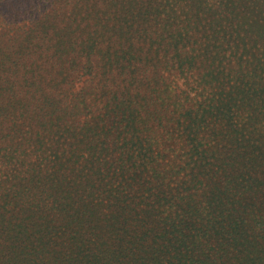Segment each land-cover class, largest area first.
I'll return each mask as SVG.
<instances>
[{"label": "trees", "instance_id": "obj_1", "mask_svg": "<svg viewBox=\"0 0 264 264\" xmlns=\"http://www.w3.org/2000/svg\"><path fill=\"white\" fill-rule=\"evenodd\" d=\"M25 1L0 0V21L15 20L0 24V164L22 154L14 143L20 121L35 139L29 152L43 150L38 168L49 170H34L32 186L0 205L8 264H36L23 255L35 245L19 241L26 233L7 216L29 196L46 215L52 205L68 264H264V0H224L225 20L212 24L214 31L225 22L256 25L234 28L242 38L241 54L230 55L237 66L223 60L216 40L197 53V33L190 39L166 24L156 34L151 24L163 0H113L115 9L111 0H74L71 9L17 26ZM174 2L197 9L201 23L207 0ZM247 59L260 66L255 81L243 71ZM166 69L198 72L211 100L171 106L156 77ZM77 72L88 79L69 105ZM232 80L238 88L227 93Z\"/></svg>", "mask_w": 264, "mask_h": 264}, {"label": "rangeland", "instance_id": "obj_2", "mask_svg": "<svg viewBox=\"0 0 264 264\" xmlns=\"http://www.w3.org/2000/svg\"><path fill=\"white\" fill-rule=\"evenodd\" d=\"M74 0H67L65 4H61V0H26L22 5L18 7L17 10H19V16L18 20L16 21L17 26L23 25L25 23L31 24L34 21H37L38 19L44 18L47 14L55 13V12H64L65 9H71L73 6ZM112 1V6H114V9L116 8L114 1ZM175 0H163V2H159V5H161V18H156L153 20L151 24V29L154 28L156 34L161 33V31L164 29L166 33V24H170L174 29L179 31L181 28L189 31V38L193 39L195 34L197 33L199 40V43L196 47V52L205 51L206 49L203 48V46H200V43L204 44L206 47L207 41H211V45L213 46V41L216 40V44H222L223 48L225 47V51L227 56L223 57L219 55L217 57V61L222 59L223 60H233L234 63L232 65L237 66V63L234 61L235 59H231L230 55L236 52L237 43L242 39L240 36L237 35L236 29H241L240 31H243V29H254L255 24L250 22L246 26H231L227 24L226 22L223 23L220 27L217 28V31L213 30L212 24H214L217 21L225 20L226 11L222 6V3L224 0H207L206 7L203 9H200V21L201 23H197V9L191 7L189 8V5L186 4H175ZM118 3V1H117ZM160 12V11H159ZM173 14L175 18L171 21L168 20L165 21V18L167 15ZM240 16H244V12H241L239 14ZM111 16H114V12L112 10ZM158 16V15H157ZM191 17L194 21L188 22V17ZM0 24L3 26H6L8 24H11L13 26L15 24V20L13 21H5L1 22ZM93 22H91V26L93 27ZM205 33L204 31H206ZM233 31V37L228 36L229 32ZM180 32V31H179ZM212 32H217L218 34L215 36L214 39L210 35H212ZM154 33V32H150ZM242 33V32H241ZM155 34V33H154ZM153 35L152 38H160L157 35ZM115 38V37H114ZM168 38V37H167ZM229 39V40H228ZM247 39V38H246ZM160 40V39H159ZM148 44L153 43L155 45L158 43V40L151 39L147 40ZM142 44L145 45V41L141 40ZM165 43L167 44V40H165ZM209 44V43H208ZM135 45L138 47L140 46V43L135 42ZM170 45V43H169ZM211 47V46H210ZM209 47V49H210ZM261 48V44L259 49ZM240 51V50H239ZM224 52V49H223ZM241 54V53H237ZM245 54V53H244ZM259 56L263 59L264 58V52L258 51ZM204 55V63H203V69L206 71V66L210 65V61L205 59V53ZM246 56H249V53H247ZM252 58V57H251ZM248 61V62H247ZM230 62V61H229ZM242 62V59H241ZM264 62V60H263ZM246 64L243 71L246 73V76L249 77V79H252L255 81L254 78V72L260 71V66L256 65V69L254 68V64L250 62L248 59L244 62ZM215 65V64H214ZM164 66V65H162ZM83 73V71H81ZM81 73H76L74 76H72L69 80V93L66 98V103L70 105V102L73 101L74 98H80L79 92L81 89H83L85 80L88 79L86 75H82ZM196 71H184L180 72L176 69L174 70H165L163 71L162 76H156L157 78H160V80L163 82V88L162 92L165 93L167 102L171 105H178L179 103H183L186 106H192L194 109L198 108L199 102H205L211 100V92L206 90L203 86L198 84L199 74ZM241 73V72H240ZM258 73V72H257ZM253 74V76H251ZM211 77V76H210ZM217 78L212 77L208 78V84L211 85L216 82ZM67 85V83H66ZM226 91L227 93L229 90L232 92H235L238 88V85H235V82L232 80L229 83H227ZM224 87V88H225ZM257 84L255 88H257ZM213 95V94H212ZM249 99V98H248ZM75 100V99H74ZM247 103H249V100H246ZM192 104H191V103ZM250 105V104H249ZM256 106L253 104L252 108H255ZM260 117L264 118V110L260 109ZM18 127H20V132L17 134V131H13L12 136H16L14 139V143L18 146L19 149L22 151V154L19 152L15 154V159H12L13 161H4L2 164H0V205L3 206L4 204H7V202L10 200V198H6V195L12 193V191L18 188H24L27 185L32 186V177L30 175L35 170V172H38L40 169L42 170H49L47 167L43 166V168H38L40 166V160H38L39 156L42 155V152L36 151L35 153L29 152L28 145L32 146L34 144V138L31 133L32 129H29L27 126H24L19 121L17 123ZM30 126V125H29ZM25 128L29 129L27 131ZM6 144V143H5ZM4 145V144H3ZM7 145V144H6ZM8 146V145H7ZM16 150V151H17ZM36 150V149H34ZM31 151V149H30ZM18 156V157H17ZM17 157V158H16ZM36 199L34 196H29L28 198L23 199L22 205L17 202V206L14 210V212H9L7 216L9 218H12V223L10 225L13 229H19L21 230V233H26V235L19 236V241H23V239H26V244L24 245H35V248L28 247L24 250L23 255L26 257V259H31V262H35L36 264L41 261L46 262H57V264L60 262L61 264H68V254L66 253V249L63 248L65 245L64 241L60 239V232L62 229L58 227V224L54 221L53 212L50 211L52 208V205L48 206V215L41 213V210L39 208V201L36 199L35 204H31V200ZM42 207L44 204H41ZM10 207H7L9 209ZM24 214V215H23ZM44 224V225H43ZM13 225H16L13 226ZM45 225H48L50 228V231L44 234H41L43 232V228ZM41 231V232H39ZM7 241L6 243H11V239L7 237L6 235L3 236L2 241ZM43 243V244H42ZM65 247V246H64ZM36 252L39 255L35 257H31V253ZM9 258V255H5L2 252H0V264H8L7 259ZM15 264L18 263V259L16 260Z\"/></svg>", "mask_w": 264, "mask_h": 264}]
</instances>
